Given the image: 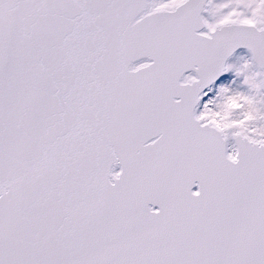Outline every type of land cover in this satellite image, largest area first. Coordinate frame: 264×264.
Returning <instances> with one entry per match:
<instances>
[{"label":"snow or ice","instance_id":"obj_1","mask_svg":"<svg viewBox=\"0 0 264 264\" xmlns=\"http://www.w3.org/2000/svg\"><path fill=\"white\" fill-rule=\"evenodd\" d=\"M0 264H264V0H0Z\"/></svg>","mask_w":264,"mask_h":264}]
</instances>
